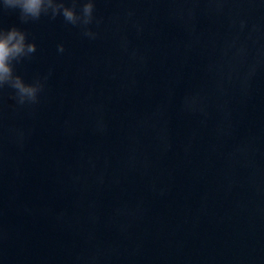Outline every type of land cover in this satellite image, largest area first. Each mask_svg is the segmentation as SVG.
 Listing matches in <instances>:
<instances>
[{"label": "water", "instance_id": "95a60500", "mask_svg": "<svg viewBox=\"0 0 264 264\" xmlns=\"http://www.w3.org/2000/svg\"><path fill=\"white\" fill-rule=\"evenodd\" d=\"M12 26L43 88L0 87V264H264V0H94V38L0 7Z\"/></svg>", "mask_w": 264, "mask_h": 264}, {"label": "clouds", "instance_id": "9594fccd", "mask_svg": "<svg viewBox=\"0 0 264 264\" xmlns=\"http://www.w3.org/2000/svg\"><path fill=\"white\" fill-rule=\"evenodd\" d=\"M0 7L19 9L22 20L39 19L42 14L55 18L58 14L72 25L80 24L84 35L95 37V32L86 26L93 19L94 0H82L80 11H76L75 2L65 4L64 0H0ZM36 50V44L27 40L24 31L12 26L7 29L0 27V87L10 86L15 90V100L18 104L35 103L38 93L43 88L40 79L25 82L14 73L13 64L22 58L30 56ZM57 50L63 52L64 45L58 44Z\"/></svg>", "mask_w": 264, "mask_h": 264}]
</instances>
